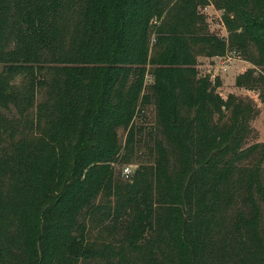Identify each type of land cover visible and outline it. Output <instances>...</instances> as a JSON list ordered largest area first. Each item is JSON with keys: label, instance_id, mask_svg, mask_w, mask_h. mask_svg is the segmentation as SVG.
<instances>
[{"label": "trees", "instance_id": "obj_1", "mask_svg": "<svg viewBox=\"0 0 264 264\" xmlns=\"http://www.w3.org/2000/svg\"><path fill=\"white\" fill-rule=\"evenodd\" d=\"M209 3L231 46L264 66V0H83L72 53L61 0H0V102L24 114L46 91V139L21 142L16 195L0 192V264H264V185L243 164L264 154L243 145L252 107L195 69L224 46L199 11ZM139 155L151 161L114 177L113 162Z\"/></svg>", "mask_w": 264, "mask_h": 264}, {"label": "rangeland", "instance_id": "obj_2", "mask_svg": "<svg viewBox=\"0 0 264 264\" xmlns=\"http://www.w3.org/2000/svg\"><path fill=\"white\" fill-rule=\"evenodd\" d=\"M64 4V12L61 20H58L61 30L59 31V42L61 39L67 43V53L74 51V46L77 39L76 24L81 20V12L79 5L83 0H61ZM213 2V0H210ZM223 4V2H222ZM200 13L205 18V23L208 27L209 34L215 36L223 48L218 51V56L215 57H199L196 63V72L202 77L210 76L211 82L215 84L216 92L222 97L236 96L244 100L252 107V113L247 116V136L244 139V146L253 143H264V66L253 64L240 48L236 47L235 41L231 46V35L222 21V10L216 8L212 3L208 6L199 8ZM56 24V22H55ZM154 25V24H153ZM57 26V24H56ZM57 28H59L57 26ZM7 31L11 36L15 35V29L12 25L8 26ZM53 33V29H52ZM155 35L152 33L151 44L154 42ZM8 44L3 48L5 51H10L13 46L12 39L8 40ZM45 52V50H40ZM252 54L257 52L253 49ZM4 64H0V72L3 71ZM151 70L150 67L146 68ZM253 72V79H249L246 85L242 88L235 86L236 78L239 76H246V78ZM258 78V79H256ZM144 87L153 83V77L150 74H145ZM258 81L255 87H249V83L253 84V80ZM216 81V82H215ZM23 76H17L14 84L21 85ZM249 82V83H248ZM147 88V87H146ZM46 99V91L44 89L38 91L34 106L26 113L20 114L11 103L0 102V192L7 196L8 201L13 200L15 197V165L16 155L20 152V144L22 141L37 144L39 140L46 139L45 126L43 119L37 121V104L42 103ZM248 105V106H249ZM146 114V124L152 126L155 124L154 108L148 105L144 108ZM155 127V125H154ZM118 141L121 147L124 146L126 132L123 128L117 129ZM144 155L147 153L145 150H140ZM149 156V155H148ZM137 159V160H136ZM131 158V161L125 162L117 160L111 164L113 175L121 181H127L122 176V172L128 169L133 173L135 167L141 163L150 162V158L146 156H138V158ZM249 161V162H248ZM248 161L243 164H251L254 161L260 166V178L264 185V154L258 153L251 156ZM262 219L261 224L264 226V201L259 203ZM91 239L96 236V231H91ZM101 242V240H99Z\"/></svg>", "mask_w": 264, "mask_h": 264}, {"label": "built area", "instance_id": "obj_3", "mask_svg": "<svg viewBox=\"0 0 264 264\" xmlns=\"http://www.w3.org/2000/svg\"><path fill=\"white\" fill-rule=\"evenodd\" d=\"M131 171L128 170V169H125L123 172H122V176L125 178V179H129L130 176H131Z\"/></svg>", "mask_w": 264, "mask_h": 264}]
</instances>
